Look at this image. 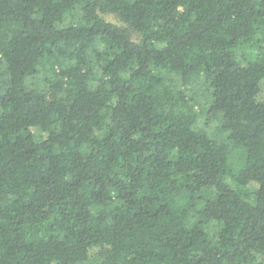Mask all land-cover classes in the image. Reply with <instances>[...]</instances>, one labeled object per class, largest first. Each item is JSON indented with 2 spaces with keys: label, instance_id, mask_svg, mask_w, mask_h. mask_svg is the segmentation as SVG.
<instances>
[{
  "label": "trees",
  "instance_id": "obj_1",
  "mask_svg": "<svg viewBox=\"0 0 264 264\" xmlns=\"http://www.w3.org/2000/svg\"><path fill=\"white\" fill-rule=\"evenodd\" d=\"M263 80L264 0H0V264H264Z\"/></svg>",
  "mask_w": 264,
  "mask_h": 264
},
{
  "label": "rangeland",
  "instance_id": "obj_2",
  "mask_svg": "<svg viewBox=\"0 0 264 264\" xmlns=\"http://www.w3.org/2000/svg\"><path fill=\"white\" fill-rule=\"evenodd\" d=\"M108 18L115 20L114 16H112V15H108ZM263 97H264V80L261 82V90H260V98H263ZM32 130L35 133H41L37 128H33ZM41 134L44 135L43 133H41ZM209 228L210 229H216V226H215V224L212 223L209 225Z\"/></svg>",
  "mask_w": 264,
  "mask_h": 264
}]
</instances>
